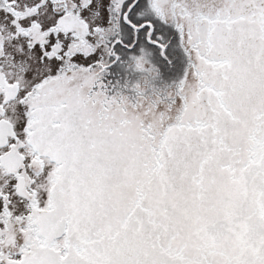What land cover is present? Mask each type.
I'll list each match as a JSON object with an SVG mask.
<instances>
[{
	"label": "snow or ice",
	"instance_id": "6c2138e0",
	"mask_svg": "<svg viewBox=\"0 0 264 264\" xmlns=\"http://www.w3.org/2000/svg\"><path fill=\"white\" fill-rule=\"evenodd\" d=\"M0 264H264V0H0Z\"/></svg>",
	"mask_w": 264,
	"mask_h": 264
}]
</instances>
